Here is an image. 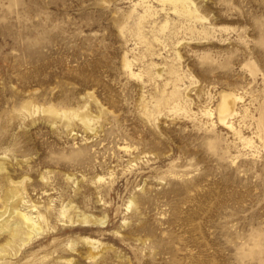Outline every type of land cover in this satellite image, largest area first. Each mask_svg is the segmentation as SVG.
Segmentation results:
<instances>
[{
    "label": "rangeland",
    "instance_id": "rangeland-1",
    "mask_svg": "<svg viewBox=\"0 0 264 264\" xmlns=\"http://www.w3.org/2000/svg\"><path fill=\"white\" fill-rule=\"evenodd\" d=\"M0 163V264H264V0H0Z\"/></svg>",
    "mask_w": 264,
    "mask_h": 264
},
{
    "label": "bare ground",
    "instance_id": "bare-ground-1",
    "mask_svg": "<svg viewBox=\"0 0 264 264\" xmlns=\"http://www.w3.org/2000/svg\"><path fill=\"white\" fill-rule=\"evenodd\" d=\"M226 92L221 94V100L217 106L219 121L225 124L229 122L228 119L230 117L236 114L237 111L235 105L239 98L234 93L232 94ZM52 110L56 111L55 109ZM3 168L4 167L0 163V170ZM10 193L13 194L14 192L12 191ZM13 201L16 204L20 201L18 195H15V193ZM14 203L12 211H10L8 216L4 217L0 214V229L5 231L9 230L12 239L16 238L22 242L21 244H25L30 242L33 237L41 234V232L45 229V225L42 222V217H40V215L33 216L28 212L19 210L16 206H14ZM1 249L2 248H0V251Z\"/></svg>",
    "mask_w": 264,
    "mask_h": 264
}]
</instances>
